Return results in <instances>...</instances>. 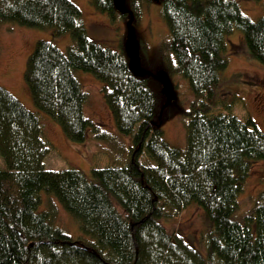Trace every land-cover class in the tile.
Returning <instances> with one entry per match:
<instances>
[{"label":"trees","instance_id":"obj_1","mask_svg":"<svg viewBox=\"0 0 264 264\" xmlns=\"http://www.w3.org/2000/svg\"><path fill=\"white\" fill-rule=\"evenodd\" d=\"M88 2L111 20L120 16L112 0ZM236 2H158L170 34L158 45L160 63L192 94L183 113L186 148L179 151L157 125L163 99L153 79L129 72L123 46L112 51L90 39L76 5L0 0V24L72 38L66 52L39 41L27 59L24 80L37 110L69 141L85 143L97 126L83 115L86 95L74 76L81 71L104 84L103 100L118 132L133 139L130 160L121 167L92 169L89 178L74 169L45 170L50 150L39 119L0 87V264H264V188L245 212L239 202L251 170L264 172V134L250 118L242 122L230 113L221 82L226 40L235 33L246 55L264 67V13L251 21ZM151 3L127 0L136 22L142 5ZM42 193L54 196L93 242L55 229L51 214L39 212ZM191 205L209 224L201 251L164 223Z\"/></svg>","mask_w":264,"mask_h":264},{"label":"rangeland","instance_id":"obj_2","mask_svg":"<svg viewBox=\"0 0 264 264\" xmlns=\"http://www.w3.org/2000/svg\"><path fill=\"white\" fill-rule=\"evenodd\" d=\"M69 1L79 8L81 20L90 39L112 51H118L123 46L126 17L117 16L115 20H111L97 12L88 0ZM231 1H237L242 13L251 21H256L264 13V0L257 3L250 0ZM134 26L141 44L142 66L151 72L165 70L159 58L158 45L169 41L170 34L161 16L160 3L142 5L140 17ZM39 41H53L59 50L66 52L72 38L66 34L54 39L53 32L48 29L0 24V87L39 119L41 138L50 150L44 159L45 170L74 169L89 178L92 169L121 167L127 163L132 154L133 139L118 132L115 119L103 100L105 86L90 74L74 72L86 95L83 115L97 126V132H90L85 143L69 141L57 122L37 110L25 83L24 73L27 59ZM226 47L227 66L221 75V82L228 91L225 101L230 104L232 102L230 113L242 122L245 118H250L264 134V67L246 55L238 33L226 40ZM169 59L171 61L173 58L169 56ZM171 81L177 93V100L162 114L160 127L164 141L170 147L185 151L188 120L183 113L192 101V94L180 76L171 77ZM152 88L160 93L157 82H152ZM4 169L0 157V170ZM263 188L264 172L256 166L243 186V193L239 198L240 212L249 208V199ZM39 212H49L53 227L72 240H80L85 244L93 242L91 237L81 232L78 223L64 211L54 196L42 193ZM164 223L170 233L180 236L195 249L202 250L200 236L209 230V224L200 208L195 205L188 206Z\"/></svg>","mask_w":264,"mask_h":264},{"label":"water","instance_id":"obj_3","mask_svg":"<svg viewBox=\"0 0 264 264\" xmlns=\"http://www.w3.org/2000/svg\"><path fill=\"white\" fill-rule=\"evenodd\" d=\"M115 11L122 17H126L125 23V39L123 43V50L127 59V66L129 72L135 78L150 77L160 86V94L163 98V104L158 115V127L161 126V117L166 109H168L176 100L177 93L168 73L159 69L156 72H151L145 69L141 64L140 50L141 44L137 38L134 23L135 17L133 12L127 6V0H112ZM158 3L159 0H151Z\"/></svg>","mask_w":264,"mask_h":264},{"label":"bare ground","instance_id":"obj_4","mask_svg":"<svg viewBox=\"0 0 264 264\" xmlns=\"http://www.w3.org/2000/svg\"><path fill=\"white\" fill-rule=\"evenodd\" d=\"M135 27V26H134ZM171 79V78H170ZM154 81V80H153Z\"/></svg>","mask_w":264,"mask_h":264}]
</instances>
